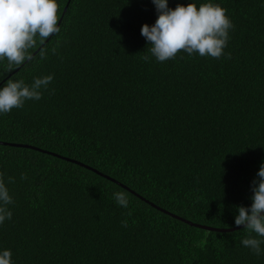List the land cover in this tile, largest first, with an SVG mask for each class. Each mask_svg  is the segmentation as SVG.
<instances>
[{"label": "trees", "instance_id": "obj_1", "mask_svg": "<svg viewBox=\"0 0 264 264\" xmlns=\"http://www.w3.org/2000/svg\"><path fill=\"white\" fill-rule=\"evenodd\" d=\"M68 1L30 59L0 61V85L54 74L0 115V171L16 178L0 248L14 264H264L231 230L264 162V0H214L234 24L230 58L162 63L142 59L151 0Z\"/></svg>", "mask_w": 264, "mask_h": 264}, {"label": "clouds", "instance_id": "obj_2", "mask_svg": "<svg viewBox=\"0 0 264 264\" xmlns=\"http://www.w3.org/2000/svg\"><path fill=\"white\" fill-rule=\"evenodd\" d=\"M156 11L152 25L144 24L140 34L149 45L150 55L142 56L148 63L154 57L157 62L175 58L178 52L189 56H210L219 59L230 58L224 49L230 39L229 32L234 28L231 18L214 0H204L197 5L193 0L187 4H176L169 7V0H151ZM57 0H0V61H7L9 66H19L30 59L31 49L39 39L44 41L58 33ZM54 79V74L36 76L32 81L9 79L0 85V115L9 113L13 108H22L28 100H40ZM21 180L27 175L21 173ZM16 178L5 176L0 171V225L11 220L13 212L10 205L15 201L8 185ZM250 205L237 206L234 224L243 226L248 235L240 244L257 257L264 256V162L251 181ZM115 203L129 207L128 194L123 191L112 193ZM121 226L127 227L128 221L121 220ZM0 264H14L12 251L0 248Z\"/></svg>", "mask_w": 264, "mask_h": 264}, {"label": "water", "instance_id": "obj_3", "mask_svg": "<svg viewBox=\"0 0 264 264\" xmlns=\"http://www.w3.org/2000/svg\"><path fill=\"white\" fill-rule=\"evenodd\" d=\"M69 2H70V0L68 1V3H67V6H66V8H65V11H66V9H67V7H68V5H69ZM60 23H61V20L59 21V25H60ZM243 226H238V227H236V228H234V229H231V230H237V229H239V228H242ZM203 229H205V227H202ZM209 230H212V229H209ZM216 231H221V232H225V231H229V230H216Z\"/></svg>", "mask_w": 264, "mask_h": 264}, {"label": "bare ground", "instance_id": "obj_4", "mask_svg": "<svg viewBox=\"0 0 264 264\" xmlns=\"http://www.w3.org/2000/svg\"><path fill=\"white\" fill-rule=\"evenodd\" d=\"M57 153V152H56ZM62 156V155H61Z\"/></svg>", "mask_w": 264, "mask_h": 264}]
</instances>
